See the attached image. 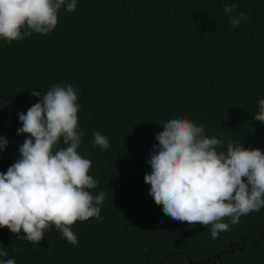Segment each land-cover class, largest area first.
Wrapping results in <instances>:
<instances>
[{
	"label": "trees",
	"instance_id": "obj_1",
	"mask_svg": "<svg viewBox=\"0 0 264 264\" xmlns=\"http://www.w3.org/2000/svg\"><path fill=\"white\" fill-rule=\"evenodd\" d=\"M232 3L250 14L235 29L223 11ZM54 84L79 89L78 151L92 161L93 194H107L102 220L76 221V246L54 227L38 244L0 228L16 264H264V208L212 239L166 216L144 182L169 118L203 124L223 141L218 150L241 140L264 152V124L253 119L264 98V0H77L51 33L0 39V172L28 135H17L18 113ZM95 131L107 150L93 147Z\"/></svg>",
	"mask_w": 264,
	"mask_h": 264
},
{
	"label": "clouds",
	"instance_id": "obj_2",
	"mask_svg": "<svg viewBox=\"0 0 264 264\" xmlns=\"http://www.w3.org/2000/svg\"><path fill=\"white\" fill-rule=\"evenodd\" d=\"M68 13L77 0H0V39L11 43L33 33L47 35L58 24L61 8ZM223 11L233 29L248 22L249 13L236 3ZM39 102L18 113L28 134L19 147L20 158L0 172V228L20 239L39 243L53 227L68 243L78 245L72 230L76 221L101 219L107 194H93L98 181L89 174L92 161L78 151L86 133L79 125V89L54 84L46 92L33 90ZM253 119L264 124V98ZM155 136L144 182L162 212L175 222L210 229L212 239L238 224L242 216L264 208V152L229 141L226 150L217 136L206 134L203 124L187 117L169 118ZM93 147L109 148V139L94 132ZM7 138L0 136V152ZM228 222H225V221ZM51 251V247H49ZM0 264H16L0 245Z\"/></svg>",
	"mask_w": 264,
	"mask_h": 264
},
{
	"label": "water",
	"instance_id": "obj_3",
	"mask_svg": "<svg viewBox=\"0 0 264 264\" xmlns=\"http://www.w3.org/2000/svg\"><path fill=\"white\" fill-rule=\"evenodd\" d=\"M216 257H217V258H220V254H218Z\"/></svg>",
	"mask_w": 264,
	"mask_h": 264
}]
</instances>
